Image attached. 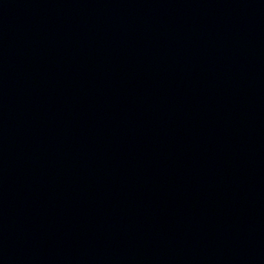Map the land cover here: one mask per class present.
Returning <instances> with one entry per match:
<instances>
[{"label":"water","instance_id":"1","mask_svg":"<svg viewBox=\"0 0 264 264\" xmlns=\"http://www.w3.org/2000/svg\"><path fill=\"white\" fill-rule=\"evenodd\" d=\"M0 264H264V0H0Z\"/></svg>","mask_w":264,"mask_h":264}]
</instances>
